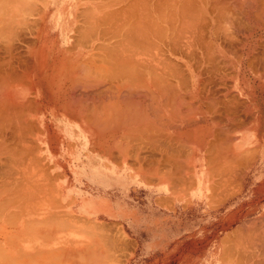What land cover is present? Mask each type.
I'll return each mask as SVG.
<instances>
[{
  "label": "crops",
  "instance_id": "obj_1",
  "mask_svg": "<svg viewBox=\"0 0 264 264\" xmlns=\"http://www.w3.org/2000/svg\"><path fill=\"white\" fill-rule=\"evenodd\" d=\"M42 1L41 0L36 1L38 3V4L36 3V7H38L37 8L38 12L35 10L36 11L35 14L32 15L31 17V20L33 21L34 20L37 22L40 21L39 24L33 21H31L32 25L30 23L27 24L29 25L27 29L25 28L27 31L23 30V32L21 33V35L23 34V36L25 35L27 38L25 36L24 37L20 36L21 40L17 42L18 44L15 45L16 51L14 58L16 57L17 60L14 59L15 60L14 66H17V68L16 67L15 68L16 70H18V72L13 70L14 72H11V76H8L5 73H1L3 75H1L2 77H0L2 78L0 80V86L3 88L0 91L3 90L5 91L4 93L1 92L0 98L7 94L6 98L9 99L4 102H8L9 100L10 102L13 101V103H11L13 104V106L14 105L15 106L18 105V107L20 106L21 110L19 111V108L17 107L18 109L17 111L21 112L24 109L23 115L24 113L28 115V116L24 115L26 116V118L23 117L24 119L22 117L21 118L24 120V122L25 120L26 122L27 120H29V124L26 122L24 123L20 117L15 118V122L19 123V125L21 124L22 127H25L27 124L30 125V120L31 121L35 120L36 123L34 121L33 122L36 124L38 128V130H36L35 129L36 126H35V128L32 129L33 134L30 133L32 134L30 135L31 137L26 135L27 138L25 137L23 139L21 138L22 136L24 137V135L20 137L16 136L15 138V134L8 135L7 133L6 136L5 135L0 136V144H1L0 150L2 151V149L5 148L7 149V151L3 150L4 152L0 151L2 153L0 157H3V153L10 152L13 155L11 157L17 160L15 163V168H17L18 170L16 171L15 169L14 171V169L12 168L9 169H11L14 173L16 172L15 175L16 174L17 175L15 176V180L18 179L19 181V182L15 181V183H19L18 187H15L16 189L3 188V185H0V189L3 188L2 191L4 190L3 191L4 193L2 192V194H0V203L1 201L3 202L0 205L2 206L0 207V209L1 208L3 210L5 209V211L3 212L2 209L0 211V216L2 214V217L0 218V249L2 250L0 251H3V253L0 252L1 255L0 264H2V257H3L2 255L4 253L7 255H14L15 264H29V262L30 264L32 263L46 264L47 261L43 262V257H45V259L48 258L50 261L51 253L49 254L47 253L51 252L50 250L51 237L48 238L49 237L48 235H51L52 221H53L51 208H50L52 206L51 193H52L53 175L58 177L57 186L60 197L59 200L62 208H64L66 212L65 214H60L57 217L54 216V219L56 217L54 222H60L61 224L62 223L67 224L68 222H71L72 224H74L71 225L73 229L71 230L72 235H70V239H71L69 241L70 247H67L65 252H63V255H65L67 259L69 255L70 260L69 259L68 260L70 262L72 261V263L75 262V264H80L81 261L79 260H81L82 258L85 259L86 255L88 256V254L91 255V253L96 254V252H98L97 249H99L100 232L102 229L107 234L105 235L107 238L113 240L116 239L119 240L118 244L114 241L115 246H114L113 254L117 256V258L113 264H258V262L259 264L260 263L264 264L263 263L264 248L262 249V247H264L262 246L264 245L263 244L264 237L262 238L260 237L261 235H259L261 233L262 236H264V226H263L264 225V64H262L261 62L262 60L260 61L261 63L260 62L258 63V60L253 61L247 59L248 57L253 59L252 56H243L242 58L243 60L242 59L238 60L235 59L236 57H232L231 59L230 56L224 58L216 55L217 57L215 56L214 58L213 55V57H210L211 61L212 60L214 61L216 60V61L211 62L209 59H206L209 58V56L211 55H206V58H204L205 57L204 55L202 62L204 63L203 64L204 66L201 65L202 63L200 61L202 60H200L198 61V64L195 63L197 67H195V65L193 66L196 72L189 71L188 73H186V75L188 74L190 76L189 77L187 75L185 77V85L190 87L189 91L187 90L188 87L185 86V88L187 87V89L183 88L184 89L183 92L185 91L184 93L180 91L182 90V88H178L177 90L178 93H175V95L177 94L176 100L178 97L181 99V94H182L183 100L184 99L187 100L188 103L191 102L190 104H192V106L189 104L188 105L189 107H186L188 103L185 100L184 101L187 103L186 105L185 102L182 103L184 105H182L180 102L179 107L177 105L176 106L178 108L183 106L182 110L184 109L185 111L184 110L182 111L181 108L177 109L179 110L177 112H181V111L183 112L180 114H185L188 112L189 114L192 113L191 115L186 114L188 116L187 118L191 117L190 119H192V121L188 120L186 118V115H181V117L185 116L187 121L190 123L184 124V122H186L185 121L186 119L182 118L181 119L182 121L180 120L178 124L177 123L174 124L175 119L172 121L171 119L177 118V120H179V118L177 116L175 117L174 115V113H176L175 109L177 107L173 110L171 109L172 111L170 112H169L170 108H168L167 110V108L165 109L164 107H162L161 111L165 110L166 112H169V116H171V118L166 119L168 120L166 122L165 119L162 118L164 123H167L165 124L166 128L168 127L167 125L170 124L169 125L170 129L168 128L167 130H165L166 128L164 126L165 128L164 131L162 130L164 124L162 120L161 123H159L160 121H157L160 124V126L157 125L158 123L156 124L154 122L155 123L154 125L156 126L155 127L156 131L160 129L161 133L159 132L155 133L156 132L155 130L150 131L151 129L149 128L154 126L153 123H149L152 126L148 124L150 127L146 129L148 127L147 121L149 120L147 119L146 121V119H141L143 118L141 116L140 119L142 121L145 120V122L143 121L144 123L142 124L138 121L139 118H137L136 120L137 123H136L135 121L137 117L136 114L139 111L140 114L138 113V115L143 114L142 116H144L145 114H147L146 113L147 111H144L145 109L141 104L138 106L136 104L134 106L133 103L129 101V103L126 102L128 105L125 104L124 106L123 103L121 102H119L118 104L116 103V98L114 95L113 97L109 98L110 95H108V92L109 94H111V96L112 93L114 94L115 92L114 82H112L113 85L111 84L113 86V88L112 87L111 88L114 89V92L112 89H108L107 87H105L106 91L104 87L97 88V89H101V91L100 90L98 91L96 89L95 92L96 95L99 94L98 96L99 103H94L92 105L93 106L91 109L92 113L90 114V117L92 115V118L87 119L89 115L88 114L86 115L87 116L86 118L79 117L77 119H74V118H69L67 114H65L66 118L58 124L52 118L53 105L50 97L51 96V49H52L53 34H57V32L53 31L52 28L51 14L53 13V6L51 0H45L43 1L44 3ZM40 9H42L41 12ZM40 18H42V20ZM36 25H37L36 27L37 29L33 28V26L35 27ZM68 30L69 31L71 30L70 27L66 28V32H68ZM66 35H67L66 44H68L69 43L68 34L66 33ZM32 39L33 40L35 39V41H33ZM32 42L34 43V45ZM100 44L102 45V47L100 46ZM98 47H99V52H101V54L98 57H101L102 55L103 58H105L104 60L106 59L108 61L110 60L109 62H113L115 60L113 57L114 48L109 49L111 47H114V45H111L109 41L107 40L100 41ZM105 48H108L109 51L112 50V55L111 53H109V51H107V49L105 50ZM107 54L109 56H107ZM24 57L26 58V60ZM18 58H23L24 60L20 59L21 61H19ZM100 59H102V57L98 59V62L108 63V61L103 62L100 61ZM204 59L209 60L211 66ZM219 60H221L220 61L221 63L218 62V64H215ZM222 61L223 62L226 61V62L223 63ZM205 62L206 64L208 63V65H206L207 67L205 66ZM256 62L260 67L257 66ZM213 63L217 66L219 65V67L217 66L215 67ZM254 63L256 64V66ZM38 64L43 66L39 67ZM220 65H222L223 67ZM227 66L231 69H227L228 68ZM38 67L41 68V70L38 69ZM209 67L210 68L213 67L211 69L212 70L211 74L209 72L210 69H208ZM214 67L217 68L218 71L214 69ZM253 67L256 68V70L253 69ZM24 68L25 69L28 68L27 70L29 71L26 70L27 72L26 71L24 72ZM203 69L206 70L207 72L206 71L202 72ZM38 70H40V74ZM253 70L255 72H253ZM223 71L226 72V74ZM19 72H21L22 74ZM192 74L195 75L192 76ZM199 74H201L202 77ZM21 76L23 77L20 78ZM210 76L212 77L213 80L211 79ZM205 79H207L208 81L206 80L204 83ZM9 80L13 84L11 83L10 85V82H8ZM18 80L20 81V83H18L19 82ZM22 81L23 83L24 81H26L27 84L24 85L23 83H21ZM195 81H197V83ZM109 84L110 83H108L107 85L108 87L111 86V85L109 86ZM5 88H7L6 89L7 91L5 90ZM102 92L103 94H101ZM37 93L38 95L39 94L40 95L38 96ZM188 94L190 96H188ZM106 96L108 98H105ZM229 96L232 99L233 97H235L234 98L235 100L233 99L234 105L237 103L238 100V103L236 104L235 107L232 103V99ZM187 97L189 100L187 99ZM217 97H219L220 100L217 99ZM221 97L223 99H221ZM215 98L217 99L216 101H214ZM28 99L30 100L32 106L33 104H35V107H32L34 108L35 112L32 111L30 112V110L33 109H30L31 107L28 108L29 106L27 107V105L29 104L27 105L25 104V102ZM110 99L112 100V102ZM180 99L177 101H180ZM3 100H5L4 97L2 99V102ZM214 102L217 103L215 104ZM223 102H225V105ZM22 103L26 105L23 106H25L27 109H25L24 107L21 108ZM36 103L39 104L37 105ZM204 103L206 104L208 103L210 105L212 103L214 104L211 105L213 107H209L208 104L204 105ZM9 104H7V107L6 108L4 107L3 109H7ZM96 105H99V107L101 106V108H98V106L96 107ZM131 105L132 108L128 109L131 107ZM72 107L73 106H71V108ZM125 107L126 109L129 110L128 112H125ZM135 107L138 110V112L136 109H134ZM218 107L220 109L222 108L221 109L222 111H220ZM67 108H70V106H67ZM96 108H98L96 113H98V110H100L99 112L101 115L99 114L96 115L95 113ZM112 108L116 109L114 111L116 116L112 115L113 114ZM141 108L143 112H145V114L144 113L141 114V110H139ZM36 109L39 110L38 114L36 112ZM61 109L60 111H66L63 108ZM107 109H109L108 112ZM233 111L235 112L236 116H234L235 114L233 113ZM216 112L219 114H217ZM221 112H222V117H220ZM108 113L109 114L112 113V114L109 115ZM123 113H125L126 116L125 115L123 116L122 115ZM128 113H130L131 118L129 117ZM224 114L228 116V119L226 116L223 117ZM127 115L129 119H127ZM176 115L178 114L176 113ZM96 116L97 118H95ZM113 116L116 117L115 120L116 122L114 121ZM123 117H126L124 119L129 120V122L130 119H132L136 124L133 125V121L131 120V123H129L131 125L128 126L129 128L127 126H123V124L121 123L123 122L122 120H124L122 119ZM145 117L147 118V116ZM219 117L221 121L218 119ZM18 119H21L20 122H22L23 125L22 123L19 122ZM108 122L109 124H107ZM34 123H32V127L34 126L33 125ZM111 123L112 126H110ZM171 124L173 126H171ZM229 124L230 125L233 124V125L230 126ZM102 125L103 126L105 125L103 127L104 129L102 128ZM114 125L115 127L117 126V128H114L113 127ZM174 125L175 126L179 125V126L175 127ZM157 126L158 127L162 126V128L158 129ZM136 127L138 128L137 130ZM172 127H175L176 129L175 128L173 129ZM132 128L133 129L135 128L134 132L132 131L133 132L132 134H129L131 132H128V134L127 132H125ZM227 128H229V130ZM137 131L140 132V135L137 134L138 136H140V140L136 135V133H138ZM141 131L146 133L142 134ZM150 132L153 134L149 136L151 138H153L152 136H154L155 134L156 135L162 134V132H164L165 135L163 134L164 137L162 139L160 138L161 140H159V142H158L159 137H162L163 135L154 138L156 139V141H154V139L150 141L149 140L150 138L148 139L147 136L151 134ZM165 132L168 133L166 134ZM117 134L123 135V137L125 134H127L125 135L127 136V138L125 137L126 142L124 141V138H122L123 142H125L122 143V145L125 144L124 147L122 146L123 151L120 150V147L119 149H116L117 146L114 144L116 143L117 138L120 137ZM224 134L226 137H224ZM130 135L136 137L138 141H136V139L134 140L133 137H131ZM141 135H145V137ZM168 135H169V139H168ZM114 136H117V138L115 137L114 139L116 140H114V142L112 143ZM172 136H174L173 137L174 139L176 136V139L170 142V140L173 139ZM229 136L230 139H228ZM82 137H85L86 139L85 144ZM7 138H8V142L6 141ZM177 138L183 140L182 143H180L181 141H179ZM12 139H14L12 143L18 140V144L26 140L28 141V143L26 144L30 145V143L31 144L33 143L32 146L34 145L37 148L33 147L34 149L32 150L33 152L30 150L32 149V147L29 150H27L28 154L22 156L23 158H26L25 161V159L23 160V158L21 157L20 154L21 150L19 151L20 145L16 149L15 147L17 143L16 141V143L13 144L14 146L13 148L11 143ZM167 139L168 142L170 143L169 145L167 144L168 143L166 141ZM3 140L5 142H3ZM141 140L144 143L141 142ZM128 141L132 142L133 147L136 145L137 149L136 147L130 148L132 144L130 145ZM133 141L140 143L141 149L140 147H138L139 144L133 143ZM147 141L148 142L150 141V143H148ZM1 142L5 144L8 143L7 146L10 144V147L7 148L5 145L3 147ZM153 142L154 143L156 142L157 144L156 143L153 144ZM160 143L162 144L164 143L165 147H162L164 146V144L160 145ZM174 143L176 147L178 145L181 146V144L183 145L182 148L184 150L182 148L179 149L180 147L176 148L179 150H183L179 152L178 150H176V152H178L177 155L181 154L180 156L178 155L179 158L177 157V155L175 158L170 155L174 151L175 146L172 147ZM218 143H220L219 145L222 144V146L218 147L217 146ZM79 144H80V149H79ZM166 144L168 146H166ZM127 145H129V147ZM184 146L186 147V149L184 148ZM214 146L216 148L215 149L216 152H214L215 150L212 151L214 149ZM226 147L228 148L226 149ZM166 148H167V152L165 151ZM170 148L173 149L169 150ZM168 150L170 154L168 153ZM129 152L131 153L130 156H129L130 154ZM188 152L190 156H188L189 155ZM15 153L16 155L17 154L19 155H17V157H14ZM164 153H166V155L167 153L170 155L168 156L169 157L167 159L168 161L170 158L172 160L174 159V161L171 162L170 160L171 163L168 162L169 163L168 164L165 159L166 155ZM154 154H155V158L153 157ZM229 154H232L231 157ZM173 155L175 156V154ZM144 156L147 157L145 158ZM6 157L9 156L7 155ZM148 157L149 159L151 157L150 160H152V162L149 159H147ZM211 157L212 160H209ZM213 157H215V159ZM35 158L37 160L39 159L38 162H36V160L33 161V159ZM205 158L207 162L205 161ZM228 158L230 159L228 160ZM175 159L176 162L177 161L179 162L180 161L179 159H181L182 161L181 163H185V164L187 163L188 165L185 166L184 164L183 166L181 164L183 168L185 167L184 169H182V167H179L181 168V170L176 166V168H178L177 171H181V172H176L174 167L176 164H178V162L176 163ZM21 160L26 162L24 166L22 165V163L24 162H21ZM144 160L146 162L149 160L151 163L149 162L148 164L147 162L145 166L143 165L144 164L143 162H145ZM154 160H155V165H153ZM163 161H166V163L165 162L163 163ZM20 162L21 164L19 165L18 163ZM174 162L176 163L175 165ZM27 163L30 165L28 166ZM31 164L36 165L35 166L36 168ZM159 165H163V166H159ZM219 165H222L225 168H223L222 166L220 167ZM27 166L31 167V169L28 168ZM85 166H87V169L85 168ZM217 166L219 167L216 168ZM40 168L41 170L38 171ZM90 168H92L91 169L92 171H90ZM166 170H168V172ZM185 170L187 171L185 172ZM23 171H25V173ZM43 171L44 173L46 171V173L44 174ZM160 171H162L161 172L162 174L160 173ZM182 171L184 172V174L182 173ZM174 172L178 173L179 176ZM180 173H182L181 176ZM24 174L25 176L22 177ZM46 174L48 177H45ZM175 174L181 179H179ZM20 175H22L21 176L22 179L21 177H19ZM30 178L33 179V181L29 180ZM174 178L177 180H174ZM170 179L172 181H170ZM34 183H37L36 187L41 184L40 186L37 187L39 189L34 187L35 186ZM47 183L49 184L46 185ZM178 183L181 185H179ZM29 187L32 190H30ZM14 189L17 190L16 191L17 193H15ZM27 190H30L33 193L31 194V192ZM39 190L41 192H38ZM9 192L11 193L9 194ZM28 192L31 194V196H29L30 194ZM6 194L8 195L6 196ZM9 195H14L17 199L14 198V196H9ZM26 195H27V199L25 198ZM42 195L44 199L43 197L41 199ZM5 197L7 198L8 203L11 202L10 204H7V200ZM12 213L13 215H11ZM48 215H50L49 220H48ZM45 221H47L48 223ZM49 221H51V224ZM33 222L34 225L32 226L31 224H33ZM230 223H235L236 234L238 235L237 238L251 239L250 237L252 236V240H253L251 248L242 247L241 251L240 249H237L235 252L236 256L234 259L233 258L228 259L227 257L228 249L222 246L223 244L222 240L226 238L225 236L228 233L227 229ZM36 224L37 225L39 224L38 225L39 227ZM30 226L32 227V229L30 228ZM43 226H45L46 229ZM33 228H35V230ZM43 228L45 231L42 230ZM254 229L257 231H255ZM30 230L34 232V234ZM23 231L25 232L23 233ZM45 232L47 234L49 232V234L47 235L48 237L46 236ZM38 234L41 237L37 236ZM42 234H44V236L46 237L42 236ZM85 234L89 239H91V242L90 243L88 242L86 245L84 244ZM14 235L15 237H13ZM254 239H256V241ZM258 239L260 240L259 242ZM256 244L258 245V247L259 245L261 247L258 248ZM87 246L92 247V249L86 248ZM19 248L21 250H18ZM39 250H42L41 253L43 252V254L41 255L42 257L40 256L41 253ZM89 250L91 251V253ZM83 251H85V253ZM24 252H28L29 255ZM45 252H47L46 253L47 255L45 254ZM26 254L28 255L27 257H29L28 259H30L29 262L27 261L28 260L27 257H25ZM36 254L37 255L39 254L38 256H40L38 259H37L38 256H35ZM77 254L79 256L83 254L80 256L81 258H79V260L77 259L78 258ZM18 255L19 258L17 259ZM30 255H33V257ZM30 257L32 259L35 257L37 261L35 262L34 261L35 259L32 260ZM24 260L27 261V263ZM83 260L82 262H84ZM93 260L94 259H92V261Z\"/></svg>",
  "mask_w": 264,
  "mask_h": 264
},
{
  "label": "bare ground",
  "instance_id": "obj_2",
  "mask_svg": "<svg viewBox=\"0 0 264 264\" xmlns=\"http://www.w3.org/2000/svg\"><path fill=\"white\" fill-rule=\"evenodd\" d=\"M37 0H0V77H2L1 75H3V74H1V73H5V74H7L8 76H11V72H14V71H17L18 72V70H16V68H17V66H14L15 64H14V59H16L17 60V58L15 57L14 58V56H15V51H16V49H15V45L16 44H18L17 42H19L20 40H21V37H24L23 36V34L21 35V33L23 32V30H26L27 29V27H29V25H27V24H31L32 25V23H31V21H33V20H31V17H32V15H34L35 14V12L37 11V8L38 7H36V2ZM42 1V0H41ZM43 1H45V0H43ZM42 1V2H43ZM79 1V0H78ZM78 1H76V0H51V3H52V6H53V13L51 14V19H52V28H53V31H55V32H57V37H58V40H56V39H53V41H52V49H51V101H52V105H53V110H52V118H53V120L56 122V123H60L61 121H63L65 118H66V115L65 114H67V116L69 117V118H74V119H77V118H79V116H81L80 115V111L79 110H77L76 109V107L74 108V107H70V108H67V107H65V110L67 111H64V114L63 115H61L60 113H58L59 111H60V109H61V106H60V103L62 102V101H65V102H67V99H68V96L70 95V93H69V90H68V88H71V90L72 91H75V89H77L76 88V85L78 84L77 82L75 83H72L70 86L68 85V79H69V75L67 74V58H65L64 57V50H63V48H64V46L66 45V28H68V27H70V29L71 28H73L74 26H75V24H76V22H75V19L77 18L78 19V17H76L75 18V14H76V10H77V8H78V5L80 4V3H82L81 1H80V3L78 2ZM99 2L101 1V0H98ZM104 1V0H103ZM104 2H106V1H104ZM116 2V1H115ZM115 2H113V3H115ZM119 2V1H118ZM41 3V2H40ZM44 3V2H43ZM78 3V4H77ZM91 3V2H90ZM117 3V2H116ZM115 3V4H116ZM38 4V3H37ZM94 4V3H93ZM93 4H91V5H93ZM96 4V3H95ZM114 4V5H115ZM119 4H120V9H118V10H111L112 12H118V13H115V16L116 17H113L114 16V14L112 13V12H110V10H108V12H110V15H109V13L107 12V15H106V13H105V15H106V17L109 15V20L110 19H112L113 20V18H114V20L112 21H108V22H105V20H101V23L99 22V21H97V23H96V25H98L99 23V25L100 26H104V25H109V22L110 23H112V24H115L116 26H117V23L119 22V26H118V28H120V30L122 31V35H121V40H120V42H119V40H118V42L116 41V40H114V43H115V41H116V43H117V45H120V46H118V47H121V48H118L119 49V52H118V50L117 49H115L114 47H112V48H114V50L116 51V52H118L119 53V57L117 58V60L115 59H113L114 61H113V64H115L116 63V66H118L120 69H118V70H120V73H121V75H122V72H123V74L124 75H126V77H128L129 79H127L126 81V83H125V81L123 80L124 78H122V77H124V76H122L121 78H122V81H120V82H124V86H122L121 87V85L120 84H118V85H120V86H118L117 84V86L115 85V83H114V86H115V92H116V94H115V92H114V89H112L113 88V81H111V79H110V81H108L110 84H109V86L110 87H108L107 86V84H105V81H107V79H109V77L111 76V77H113L114 78V76L115 77H117L116 76V74H113V73H111L112 75H114V76H112V75H110V74H105L104 73V75L105 76H109V77H107L106 78V80L104 81V75L102 74V73H98V74H102L103 76H97L96 77V75H98V74H96L97 73V71H96V75H95V79H96V81L94 80V81H92V79H91V83H92V85H91V83L89 84V82L90 81H87V83H86V85L84 86L83 85V89H84V91L85 92H87V89L88 88H91V87H93V89L94 88H99V87H107L108 89H112L113 90V92H114V94L112 93V96H111V94H109V92H108V95H110V97L109 98H111V97H113V95L115 96V98H119L120 100H121V95H123L122 97V101H120L121 103H123V105L125 106V104H127V103H129V101L130 102H132L133 103V105L135 106L136 104H137V106L138 105H142L143 106V108L145 109L144 111H147L146 113L147 114H145V112H143V110H142V108L141 109H139V110H141V114L142 113H144L145 115L144 116H142V115H138V113L140 114V111L138 112V110L136 109V107L134 108V109H136L137 110V114H136V119H135V121L137 120V118H139L140 119V116L141 117H143V118H141V119H146V121H147V119L149 120V121H147V128L146 129H148L150 126H152V125H150L149 123H153V125L156 123H158L157 121H160L159 123H161L162 121H163V119L162 118H164L165 119V117L164 116H166V115H163L162 113H163V111H161V109H162V107H164L165 109L167 108V110H168V108H170V110H169V112L170 111H172L173 109H175L177 106L179 107V104H180V102H181V104L183 103V102H185V101H187V100H183L182 99V94H181V99L178 97L177 98V100H179L180 99V101H177L176 100V97H177V94L175 95V93H178L177 92V90H178V88H182V90H180V91H182L183 92V90L184 89H187V85H185V77L188 75H186V73H188L189 71H195L194 69V65H195V63L196 64H198V61H200V60H202V61H200L201 63L203 62V56L205 55V57L204 58H206V55H211V56H209V58H206V59H209L210 61H211V58L210 57H213V55H214V58H215V56L216 55H218L219 57H231V59H232V57H236L235 59H238V60H241L242 58H243V56H252V58L253 59H251V58H247V59H250V60H258V63L261 61L262 62V64H264V0H120V2H119ZM109 5V4H108ZM81 7V6H80ZM93 7L95 8V5H93ZM116 7H118V6H116ZM116 7H114V8H116ZM36 8V9H35ZM100 8H102L101 6H100ZM113 8V7H112ZM231 8L233 9L234 8V12H235V10H237V12L239 13L238 14V16H242L243 17V19H241V20H243V21H235L234 20V18H232V17H234V15L232 16L231 14H230V10H231ZM86 9H88V10H86V11H84L85 9H83V11H84V13L82 12V14H80V16L79 17H82V15H83V18H84V15H85V18L86 19H84V22H82V20L80 21V20H78V21H80V22H82V23H87L88 25H89V23L93 20L94 21V19H98V20H100L99 18H94L93 16H97L98 14H96V13H94L95 11L94 10H92L90 7L89 8H86ZM92 11H91V10ZM107 9H109V7L107 8ZM36 10V11H35ZM42 11V9H40V12ZM96 11H98V10H96ZM101 11V10H100ZM99 11V12H100ZM103 11V10H102ZM105 11V10H104ZM38 12V11H37ZM39 12V13H40ZM88 14H87V13ZM89 12H90V14H89ZM232 12V11H231ZM92 13H94V14H92ZM100 14V13H99ZM103 14V13H102ZM111 14L113 15L112 17H111ZM230 14V15H229ZM93 15V16H92ZM92 16V18H90ZM232 16V17H231ZM236 16H237V14H236ZM235 16V18H237ZM42 17V16H41ZM88 17V18H87ZM103 17L105 18V16L103 15ZM92 19L91 21H89L90 19ZM103 18V19H104ZM108 18V17H107ZM107 18H105V19H107ZM41 20H42V18H40ZM76 19V20H77ZM102 19V18H101ZM238 19V18H237ZM86 20L87 21H89V22H86ZM33 22H37V21H33ZM40 22V21H39ZM39 22H37L38 24H39ZM42 22V21H41ZM99 22V23H98ZM103 22V23H102ZM36 23V24H37ZM92 24H93V22H91ZM95 23V22H94ZM104 23H106V24H104ZM108 23V24H107ZM102 24V25H101ZM223 24V25H222ZM224 24H227V27L226 26H224ZM87 25V26H88ZM96 25H92L93 27H95ZM222 25V26H221ZM81 26V25H80ZM79 26V27H80ZM91 25H89V27H86V28H84V29H88V30H85V32H88L89 31V29H91V27H90ZM102 26V28L103 29H105V28H107V27H103ZM113 27V25H110L108 28H112ZM115 26V27H116ZM32 27V26H31ZM37 27V25L34 27L33 26V28H36ZM92 27V28H93ZM97 27V26H96ZM96 27H95V29H96ZM114 27V28H115ZM26 28V29H25ZM98 28V27H97ZM117 28V30H119ZM29 29H31V28H29ZM37 29V28H36ZM79 29V28H78ZM78 29H76V30H78ZM83 29V30H84ZM116 29V28H115ZM93 30H94V28H93ZM92 29L90 30V31H93ZM109 30V29H108ZM114 30V29H113ZM119 30V31H120ZM231 30V31H230ZM27 31V30H26ZM25 31V32H26ZM69 31V30H68ZM80 31V30H79ZM78 31V32H79ZM81 31H82V29H81ZM81 31H80V33H81ZM95 31V30H94ZM100 31H102V29L100 28ZM223 31H229L227 34H229V36H227V34H223ZM52 32V31H51ZM77 32V31H76ZM77 32V33H78ZM105 32V31H104ZM110 32V31H109ZM29 33H31V32H29ZM35 33V32H34ZM80 33H78V34H80ZM83 33V32H82ZM95 33V32H94ZM113 33V32H112ZM33 34V33H32ZM31 34V35H32ZM69 34V33H68ZM88 34H89V36H91L92 34H93V32L91 33H89L88 32ZM91 34V35H90ZM96 34V33H95ZM103 34V33H102ZM105 34H106V32H105ZM111 34V33H110ZM117 34H120V33H118L117 32ZM117 34H116V37H117ZM256 34H258V36L257 37H255L256 36ZM35 35V34H34ZM81 35L82 34H80V38H81ZM94 35V34H93ZM21 36V37H20ZM33 36V35H32ZM83 36H85L84 35V33H83ZM82 36V38H84L83 40H82V38L81 39H78V37L77 38H75V37H73V38H75V39H78V40H81L82 42L85 40V37H83ZM102 36V35H101ZM105 36V35H104ZM113 36V35H112ZM226 36V37H225ZM26 37V36H25ZM95 37V36H94ZM103 37V36H102ZM115 36H114V38H116ZM118 37H119V35H118ZM117 37V38H118ZM27 38V37H26ZM86 38H88V40H89V37H87L86 36ZM92 38H93V36H92ZM91 38V39H92ZM100 38V37H99ZM113 38V37H112ZM38 39V38H37ZM109 39H111V38H109ZM109 39H107V41L109 40ZM31 40V39H30ZM33 40V39H32ZM104 40H106V39H104ZM27 41H29V40H27ZM33 41H35V39L33 40ZM90 41V40H89ZM88 41V42H89ZM21 42H23V41H21ZM74 42V41H73ZM84 42H87V41H84ZM98 42V41H97ZM237 42V43H236ZM26 43V42H25ZM29 43V42H28ZM33 43V42H32ZM37 43V42H36ZM161 43V44H160ZM74 44H75V42H74ZM78 44V43H77ZM84 44V43H83ZM235 44H238L237 46L238 47H240V48H236V50H235V48H234V50L233 49H231L233 46H235ZM30 45V44H29ZM28 45V46H29ZM33 45H34V43H33ZM86 45V43L84 44V46ZM88 45V44H87ZM115 45V44H114ZM20 46V45H19ZM97 46V45H96ZM100 46L102 47V45L100 44ZM108 46V45H107ZM106 46V47H107ZM110 46V45H109ZM165 47V49L164 48H162V47ZM179 46H182V47H184V48H187V50H188V52H186V50L184 49L183 51V53H182V51L181 52H179ZM195 46H198V48L199 47H201V48H203V49H200L202 52H204V53H202V54H198V55H194V54H197V53H194V52H197L196 51V47ZM261 46H263V47H261ZM22 47V46H21ZM86 47V46H85ZM88 47V46H87ZM104 47V46H103ZM195 48V50L193 49V53L194 54H192V52H191V49L192 48ZM259 47H261L262 48V50H260L261 48H259ZM69 48V47H68ZM73 48V47H72ZM95 48V47H94ZM109 48V47H108ZM108 48H105V50L107 49V51H109L108 50ZM112 48H109V49H112ZM117 48V47H116ZM160 48H162V49H164V51H163V53H162V49L160 50ZM18 49V48H17ZM32 49V48H31ZM71 49V48H70ZM96 49H99V48H97L96 47ZM103 49V48H102ZM101 49V50H102ZM180 49H182L181 47H180ZM257 49V50H256ZM19 50V49H18ZM23 50V49H22ZM104 50V51H105ZM121 50V51H120ZM148 52H151V53H148ZM109 53H111V55H112V51L110 50L109 51ZM115 52L113 51V54H114ZM19 55V54H18ZM25 55H26V52H25ZM28 55V54H27ZM32 55V54H31ZM39 55V54H38ZM100 54H98V56H99ZM118 55V54H117ZM116 55V56H117ZM95 56H97V55H95ZM107 56H109L108 54H107ZM106 56V57H107ZM19 57V56H18ZM21 57V56H20ZM23 57V56H22ZM28 57H30V56H28ZM44 57V56H43ZM101 57H102V59H100V61H108L107 59L106 60H104L105 58H103V56L101 55ZM101 57H99V58H101ZM112 57V56H111ZM113 57H115V56H113ZM217 57V56H216ZM25 58V57H24ZM108 58H110V57H108ZM213 58V59H214ZM19 59V61H21L20 59H23V58H18ZM206 59H204L205 61H207L209 64H210V62H209V60H206ZM24 60V59H23ZM23 60H22V62H23ZM25 60H26V58H25ZM32 60V59H31ZM40 60H41V58H40ZM43 60H44V58H43ZM237 60V61H238ZM243 60V59H242ZM249 60V61H250ZM28 61H29V59H28ZM39 61V60H38ZM110 61V60H109ZM108 61V63H110L109 65L111 66V62H109ZM214 60H212L211 62H213ZM216 61V60H215ZM214 61V62H215ZM221 60H219V61H217L215 64H218V62H220ZM252 61V62H253ZM223 62V61H222ZM226 62V61H225ZM225 62H223V63H225ZM260 62V63H261ZM108 63H106L107 65H108ZM165 63V65H168V66H165V68H168V71H164V70H166L165 68H164V65H162V64H164ZM178 63L179 64H183V66L182 67H186L187 66V68L186 69H184L183 71L181 70L182 69V67H180V65H178ZM188 63V65H186ZM200 63V64H201ZM208 63L206 64V62H205V66L206 65H208ZM221 63V62H220ZM219 63V64H220ZM222 63V64H223ZM19 64V63H18ZM21 64V63H20ZM25 64V63H24ZM28 64V63H27ZM30 64V63H29ZM181 64V65H182ZM185 64V65H184ZM204 63H202L201 65H203ZM214 64V63H213ZM214 64V66L216 67L217 65H215ZM251 64V63H250ZM255 64V63H254ZM256 64H257V62H256ZM256 64H255V66H256ZM39 65V67H42L43 65H40V64H38ZM261 65V64H260ZM14 66V67H13ZM26 66V65H25ZM28 66V65H27ZM110 66H108V67H110ZM114 66V65H113ZM200 66V65H199ZM204 66V65H203ZM210 66H211V64H210ZM213 66V65H212ZM220 66H222V65H220ZM254 66V65H253ZM257 66H258V64H257ZM16 67V68H15ZM19 67V66H18ZM29 67H31V66H29ZM38 67V69H40L41 70V68H39ZM89 68V67H87V66H84V68ZM195 67H197L196 65H195ZM201 67V66H200ZM199 67V68H200ZM207 67V66H206ZM214 67V69H216L217 70V68H215ZM217 67H219V65L217 66ZM223 67V66H222ZM226 67V66H225ZM228 67V66H227ZM232 67V66H231ZM233 67H235V66H233ZM258 67H260V66H258ZM262 67V66H261ZM13 68H15V69H13ZM23 68V67H22ZM33 68V67H32ZM111 68H114V69H117V67H111ZM163 68H164V70H163ZM181 68V69H180ZM204 68V67H203ZM213 68V67H212ZM212 68H208V69H210V74H211V72H212ZM252 68V67H251ZM21 69V68H20ZM28 68H24V72L27 70ZM35 69H36V67H35ZM89 69H91V68H89ZM201 69V68H200ZM213 69V70H214ZM227 69H231V68H227ZM226 69V70H227ZM234 69V68H233ZM253 69H255L256 70V68H254L253 67ZM14 70V71H13ZM40 70H38L39 71V74H40ZM43 70V69H42ZM80 70V69H79ZM76 71L77 73L78 72H80L81 73V76H82V74L84 73V71H82L81 72V70L80 71ZM84 70H86V69H84ZM88 70V69H87ZM101 72H104V70L102 71L101 69H99ZM215 70V71H216ZM222 70H223V68H222ZM221 70V71H222ZM224 70H225V68H224ZM237 70V69H236ZM258 70H259V68H258ZM27 71H29V70H27ZM26 71V72H27ZM88 71H90V70H88ZM91 71L93 72L92 74L94 75V71L91 69ZM202 71V70H201ZM204 71H206V70H204L203 69V71L202 72H204ZM218 71V70H217ZM216 71V72H217ZM16 72V73H17ZM37 72V71H36ZM196 72V71H195ZM207 72V71H206ZM224 72V71H223ZM237 72V71H236ZM253 72H255L254 70H253ZM19 73H21V72H19ZM89 72H86V74H88ZM214 73V72H213ZM225 74H226V72H224ZM4 74V75H5ZM22 74V73H21ZM79 74V73H78ZM166 74V76H163V75H165ZM204 74V73H203ZM207 74V73H206ZM14 75V74H13ZM12 75V76H13ZM15 75H17V74H15ZM19 75V74H18ZM89 75L90 76H88V77H91L92 75H91V73H89ZM195 75V74H194ZM193 74H192V76H194ZM200 76H201V74H199ZM233 75V74H232ZM20 76V75H19ZM34 76V75H33ZM77 76V75H76ZM80 76V75H79ZM189 76V75H188ZM199 76V77H200ZM204 76H206V75H204ZM4 77V76H3ZM23 76H21L20 78H22ZM26 77V76H25ZM92 77H94V76H92ZM100 77H102V78H100ZM110 77V78H111ZM118 77H119V75H118ZM190 77V76H189ZM196 77V76H195ZM194 77V78H195ZM202 77V76H201ZM211 77V76H210ZM10 78H12V77H10ZM9 78V79H10ZM38 78H39V76H38ZM86 78V77H85ZM103 79L102 80V82H100V81H98L99 79ZM112 78V79H113ZM135 78V79H134ZM188 78V77H187ZM194 78H193V80H194ZM205 78H207V77H205ZM2 78H0V80H1ZM14 79V78H13ZM16 79V78H15ZM17 79H18V77H17ZM87 79V78H86ZM89 79V78H88ZM115 79V78H114ZM113 79V80H114ZM134 79V80H133ZM190 79V78H189ZM197 79V78H196ZM211 79H212V77H211ZM7 80V79H6ZM19 80H22V79H19ZM18 80V81H19ZM26 80V79H25ZM28 80V79H27ZM207 79H205L204 80V83H205V81H206ZM213 80V79H212ZM13 81V80H12ZM15 81V80H14ZM41 81V80H40ZM104 81V82H103ZM114 81H116V80H114ZM190 81V80H189ZM208 81V80H207ZM211 81V80H210ZM209 81V82H210ZM8 82H10V80L8 81ZM16 82V81H15ZM28 82V81H27ZM95 82V83H94ZM118 82V81H117ZM192 82V81H191ZM196 83H197V81H195ZM217 82V81H216ZM215 82V83H216ZM227 82V81H226ZM11 83L12 82H10V85H11ZM18 83H20V81L18 82ZM21 83H23V81L21 82ZM40 83V82H39ZM84 83V82H83ZM98 83V84H97ZM202 83V82H201ZM207 83V82H206ZM212 83V82H211ZM228 83V82H227ZM226 83V84H227ZM3 84H4V82H3ZM13 84V83H12ZM24 85L25 84H27L26 83V81H24V83H23ZM82 84V83H81ZM80 84V85H81ZM94 84H96V86L97 87H95V85ZM192 84V83H191ZM209 84V83H208ZM219 84V83H218ZM222 84V83H221ZM6 85V84H5ZM5 85H4V87H5ZM94 85V86H93ZM205 85V84H204ZM211 85V84H210ZM217 85V84H216ZM3 86V85H2ZM8 86H9V84H8ZM88 86V87H87ZM185 86H187L186 88H185ZM191 86V85H190ZM199 86H200V84H199ZM7 87V86H6ZM112 87V88H111ZM192 87V86H191ZM196 87V86H195ZM202 87H203V85H202ZM228 87V86H227ZM79 88V87H78ZM80 88H81V86H80ZM184 88V89H183ZM189 88L190 87H188V91H189ZM211 88V87H210ZM1 89H3L1 86H0V90ZM7 88H5V90H6ZM37 89V88H36ZM82 89V90H83ZM92 89V88H91ZM40 90H42V89H40ZM95 91H96V89H94ZM93 90V92H95ZM98 91L100 90L101 91V89H97ZM215 90V89H214ZM213 90V91H214ZM224 90V89H223ZM7 91V90H6ZM92 91V90H91ZM90 91V92H91ZM105 91H106V88H105ZM122 91H123V93H122ZM218 91V90H217ZM1 92H5L4 90L3 91H0V94H1ZM90 92H88V93H90ZM185 92V91H184ZM183 92V93H184ZM216 92V91H215ZM219 92V91H218ZM222 92V91H221ZM38 93H39V91H38ZM38 93H37V95H38ZM124 93H125V95H124ZM72 94H74V93H72ZM91 94H92V92H91ZM94 94V93H93ZM101 94H103V92L101 93ZM105 94V93H104ZM174 94V95H173ZM7 95V94H6ZM3 96L4 98H5V100H3V102H2V99H3V97H1L0 98V136H6V134L8 133V135H12V134H15V138H16V136H18V137H20V136H22V135H24V137L22 136V138L21 139H23V138H25L26 137V135H28V136H30V135H32L33 133H32V129L33 128H35V126H36V122H35V120H33V121H31L30 120V125H28L29 124V120H27V122H26V120H25V122L26 123H28L25 127H22L21 126V124L19 125V123H17V122H15V118H23V117H25L26 118V116H28V115H26V113H24V115H26V116H24L23 115V112H24V109H23V111H21V112H19L21 109H20V106L18 107V105H14L13 106V104H11V103H13V101H11L10 102V100L8 101V102H4V101H7L8 99L6 98L7 96ZM17 95V94H16ZM22 95V94H21ZM25 95V94H24ZM40 95V94H39ZM38 95V96H39ZM185 95V94H184ZM183 95V96H184ZM12 96V95H11ZM34 96V95H33ZM72 96V95H71ZM70 96V97H71ZM98 96H99V94L98 95H96V93H95V96H94V99H92V97H90V96H88L87 98H91L92 100H93V104H94V102L95 103H99V99H98ZM188 96H190L189 94H188ZM231 96V95H230ZM229 96V97H230ZM9 97V96H8ZM46 97V96H45ZM185 97V96H184ZM206 97H208V96H206ZM213 97V96H212ZM228 97V96H227ZM19 98V97H18ZM39 98V97H38ZM78 98V97H77ZM76 98V99H77ZM84 97H82V100H84L83 99ZM105 98H108L107 96L105 97ZM105 98H104V100H105ZM231 98V97H230ZM235 97H233V99H234ZM30 99V98H29ZM27 100L26 102H28V103H26L25 102V104L27 105V104H29V105H27V107L28 108H30V109H33V110H30V112L32 111V112H35V110H34V108H32V107H35V104H33V106H32V104H31V102H30V100ZM187 99H188V97H187ZM191 99H192V97H191ZM202 99V98H201ZM217 99H219V97H217ZM216 98H215V100L214 101H216L217 100ZM221 99H223L222 97H221ZM232 99V98H231ZM233 99H232V103H233ZM237 99V98H236ZM22 100V99H21ZM31 100H33V99H31ZM81 100V102L83 103V104H86V105H88L87 103H88V100H85V101H87V103H84L85 101H82ZM111 100V99H110ZM182 100V101H181ZM189 100V99H188ZM208 100V99H207ZM220 100V99H219ZM218 100V101H219ZM235 100V99H234ZM23 101V100H22ZM89 101L91 102V100L89 99ZM209 101H210V99H209ZM212 101V100H211ZM221 101H223V100H221ZM220 101V102H221ZM9 102H10V104H9ZM89 102V103H90ZM111 102H112V100H111ZM125 102V103H124ZM127 102V103H126ZM228 102V101H227ZM243 102V101H242ZM5 103H7V104H9L8 105V108L7 109H3L4 107L6 108L7 107V104H5ZM33 103H35V102H33ZM77 103V102H76ZM79 103V102H78ZM82 103H80L81 104V106L83 107V105H82ZM100 103H101V101H100ZM131 103V104H132ZM187 103H188V101H187ZM186 102H185V105L187 104ZM191 103V102H190ZM190 103H188L187 105H186V107H189L188 105L190 104ZM208 103H210V102H208ZM207 103V104H208ZM215 103V102H214ZM214 103H212V104H214ZM217 103V102H216ZM215 103V104H216ZM224 103V105H225V102H223ZM237 103H238V100H237ZM236 103V104H237ZM240 103V102H239ZM15 104V103H14ZM17 104V103H16ZM24 103H22L21 104V108L22 107H24L25 109H27L25 106ZM37 105L39 104V103H36ZM80 104H79V106H80ZM206 103H204V105H205ZM206 104V105H207ZM211 104V105H212ZM218 104H219V102H218ZM231 104V103H230ZM236 104L234 105V103H233V105H234V107L236 106ZM20 105V104H19ZM23 105H25V106H23ZM41 105H42V103H41ZM99 105H101V104H99ZM99 105H96V107L98 106V108H101V106L99 107ZM122 105V104H121ZM128 105V104H127ZM177 105V106H176ZM182 105H184V104H182ZM191 106H192V104H190ZM196 105V104H195ZM194 105V106H195ZM209 105V107H213V106H211L210 104H208ZM243 105V104H242ZM40 106V105H39ZM110 106V105H109ZM130 106V105H129ZM133 106V107H134ZM181 106V105H180ZM227 106V105H226ZM17 107L19 108V111H17L18 109H17ZM51 107V106H50ZM78 107V106H77ZM82 107H80L81 108V111H85V109L84 108H82ZM93 107V106H92ZM113 107V106H112ZM174 107V108H173ZM176 108L175 109V111H176V113L179 115L180 113H183L182 111L184 110H182V108H183V106H181L180 108H181V112H177V111H179V110H177V109H180V108ZM185 107V108H186ZM207 107V106H206ZM233 107V106H232ZM232 107H231V109H232ZM239 107V106H238ZM48 108H49V106H48ZM98 108H96V111H95V113L97 112V109ZM107 108H108V105H107ZM127 108H128V106H127ZM132 108V105H131V107L130 108H128V109H131ZM138 108V107H137ZM192 108V107H191ZM208 108V107H207ZM225 108V107H224ZM69 109V110H68ZM113 109V114L112 113H110V114H112V115H115L116 116V114L114 113V111L116 110L115 108H112ZM128 109H126V107H125V112H128L129 110ZM172 109V110H171ZM189 109V108H188ZM195 109V108H194ZM193 109V110H194ZM218 109H220L219 107H218ZM222 109V108H221ZM220 109V111H222ZM239 109V108H238ZM62 110V109H61ZM91 109H89V111H90ZM127 110V111H126ZM190 110V109H189ZM192 110V109H191ZM206 110H208V109H206ZM211 110H212V108H211ZM230 110V109H229ZM26 111V110H25ZM48 111V110H47ZM100 110H98V113H96V115L97 114H99V115H101L100 114V112H99ZM109 111V109H107V112ZM118 111V110H117ZM162 114H159V112ZM174 111V112H175ZM185 111V110H184ZM210 111V110H209ZM209 111H208V113H209ZM29 112V111H28ZM36 112H37V114H38V112H39V110H37L36 109ZM80 112V113H79ZM91 112V111H90ZM120 112V111H119ZM124 112V111H123ZM168 112V113H169ZM188 112V111H187ZM223 112H224V110H223ZM226 112V111H225ZM230 112V111H229ZM238 112V111H237ZM133 113H134V110H133ZM172 113V112H171ZM176 113H174V115H175V117L177 116L180 120L182 119V118H184V119H186L188 116L187 115H191V114H189V112L188 113H185V114H180L179 116L181 117V115H186V118H185V116L183 117H179L178 115H176ZM217 113V112H216ZM231 113V112H230ZM233 113L235 114V112L233 111ZM18 114V115H17ZM34 114V113H33ZM109 114V113H108ZM107 114V115H108ZM109 114V115H110ZM129 114V117L131 118V116H130V113H128ZM217 114H219V113H217ZM17 115V116H16ZM32 115V114H31ZM30 115V116H31ZM51 115V114H50ZM88 115V114H87ZM120 115V114H119ZM123 116L125 115L126 116V114L125 113H123L122 114ZM214 115H215V112H214ZM238 115V114H237ZM34 116V115H33ZM84 116V115H83ZM117 116H118V113H117ZM139 116V117H138ZM145 116H147V118L145 117ZM224 116H226L227 117V119H228V116L227 115H223V117ZM234 116H236V114L234 115ZM239 116V115H238ZM85 118L87 117L86 115L84 116ZM129 117H128V115H127V119H129ZM145 117V118H144ZM215 117V116H214ZM217 117H218V115H217ZM220 117H222V112H221V114H220ZM220 117L218 118L219 120H220ZM230 117V116H229ZM21 118V119H22ZM88 118H92V115H91V117H90V113H89V115H88V117H87V119ZM95 118H97V116L95 117ZM94 118V119H95ZM113 118H114V121L116 120V117H114L113 116ZM124 118H126V117H123L122 119H124ZM132 118H133V115H132ZM191 118V117H190ZM190 118H187L188 120H191L192 121V119H190ZM231 118H232V116H231ZM249 118V117H248ZM21 119H18L19 120V122H20V120ZM24 119V118H23ZM22 119V120H23ZM28 119V118H27ZM138 119V121L140 122V123H144L145 122V120H139ZM175 119H177V118H175ZM183 119V120H184ZM187 119L185 120L186 122H184V124L185 123H190V122H188L187 121ZM218 119H216V120H218ZM221 119H223V118H221ZM240 119V118H239ZM72 120V119H71ZM90 120V119H89ZM120 120V119H119ZM131 120L132 119H130V122H129V120H122L123 122H121L122 124H123V126H129V125H131V124H129V123H131ZM162 120V121H161ZM172 120H174V119H171V121ZM194 120V119H193ZM212 120H214V119H212ZM225 120V119H224ZM232 120V119H231ZM234 120V119H233ZM236 120V119H235ZM133 121V120H132ZM152 121V122H151ZM166 121H168V120H166L165 119V122ZM176 121V120H175ZM182 121V120H181ZM221 121V120H220ZM223 121V120H222ZM238 121V120H237ZM5 122V123H4ZM23 122H24V120H23ZM24 122V123H25ZM94 122V121H93ZM116 122V121H115ZM124 122H126V123H128V124H126V123H124ZM139 122H138V124H139ZM155 122V123H154ZM176 122H178V120L176 121ZM194 122V121H193ZM198 122V121H197ZM234 122H236V121H234ZM20 123H22V122H20ZM32 123H34L33 125V127H32ZM105 123V122H104ZM103 123V124H104ZM136 123H137V121H136ZM134 121H133V125L134 124H136ZM157 124V125H159L160 126V124ZM163 123H164V121H163ZM162 123V124H163ZM169 123V122H168ZM173 123V122H172ZM6 124V125H5ZM97 124H99V123H97ZM107 124H109V122L107 123ZM118 124V123H117ZM117 124H115V125H117ZM124 124H126V125H124ZM150 126H149V125ZM161 124V125H162ZM165 124H167V123H164L163 124V131H164V129L166 128V125ZM174 124H176V123H174ZM22 125H23V123H22ZM115 125L113 126L114 128H117V126L115 127ZM146 125V124H145ZM170 125V124H169ZM169 125H167L168 127L165 129V130H167L168 128H169ZM186 125H188V124H186ZM230 125V124H229ZM231 125H233V124H231ZM230 125V126H231ZM30 128H29V127ZM105 126V125H104ZM103 125H102V128L104 127ZM110 126H112V123L110 124ZM140 126H142V125H140ZM140 126H139V128H140ZM164 126H165V128H164ZM171 126H173L172 124H171ZM170 126V127H171ZM175 126V125H174ZM176 126H179V125H176ZM175 126V127H176ZM101 127V126H100ZM145 127V126H144ZM155 125L153 126V127H151V128H149V129H151L150 131H152V130H155L156 131V129H155ZM158 127V126H157ZM175 127H172L173 129L175 128ZM234 127V126H233ZM55 128V127H54ZM108 128V127H107ZM111 128V127H110ZM129 128V127H128ZM154 128V129H153ZM159 128H162V126L161 127H158V129ZM221 128H223V127H221ZM36 130H38V128H37V126H36V128H35ZM35 129H34V132H35ZM56 129V128H55ZM104 129V128H103ZM135 129V128H134ZM134 129L132 128V129H130V130H127V131H125V132H127V134H128V132H131V133H129V134H132L133 132H134ZM138 128L136 127V130H137ZM170 129V128H169ZM176 129V128H175ZM225 129V128H224ZM228 130H229V128H227ZM140 130H141V128H140ZM160 130V129H159ZM154 131L155 133H157V132H159V133H161V130L160 131ZM199 130V129H198ZM217 130H218V128H217ZM221 130V129H220ZM219 130V131H220ZM114 131V130H113ZM133 131V132H132ZM139 131V130H138ZM137 131V132H138ZM145 131V130H144ZM37 132V131H36ZM54 132V131H53ZM142 132V134L144 133L143 131H141ZM148 132H149V130H148ZM196 132H198V131H196ZM226 132V131H225ZM30 133H32V134H30ZM55 133V132H54ZM124 133V132H123ZM146 133V132H145ZM144 133V134H145ZM151 133V132H150ZM149 133V134H150ZM154 133V134H155ZM166 133V132H165ZM168 133V132H167ZM166 133V134H167ZM127 134H125V135H127ZM135 134V133H134ZM137 134H139L140 135V132H138V133H136V135ZM164 134V132H162V134H160V135H156V137H155V135L154 136H152L153 138H151V137H149V136H151V135H153L152 133L150 134V135H147L148 136V139L150 140V141H152V139H154V138H157V136L159 137V136H162ZM118 136H122V138H124V141L126 140L125 139V137L127 138V136H125L124 135V137H123V135H119V134H117ZM165 135V134H164ZM164 135L162 136V137H159V139H158V142H159V140H161L163 137H164ZM222 135H223V133H222ZM34 136V135H33ZM131 137H133V135H130ZM141 136H143V137H145V135H141ZM146 136V137H147ZM218 136H219V134H218ZM17 137V138H18ZM31 137V136H30ZM117 138V136H114L113 137V140H112V143L114 142V140H116V139H114V138ZM137 137L139 138V140H140V136H138L137 135ZM167 137V136H166ZM174 136H172V138H173ZM223 137V136H222ZM221 137V138H222ZM224 137H226L225 136V134H224ZM6 138V137H5ZM27 138V137H26ZM34 138V137H33ZM83 138V140H84V144L86 143V139H85V137H82ZM122 138H118L120 141L119 142H121V143H125V142H123V139ZM128 138H129V135H128ZM161 138V139H160ZM171 138V137H170ZM219 138V137H218ZM234 138V137H233ZM3 139V138H2ZM20 139V138H19ZM20 139V140H21ZM133 139L135 140L136 139V137H133ZM166 139V138H165ZM168 139H169V135H168ZM168 139L166 140L167 142H168ZM175 139H176V136H175ZM174 138L172 139V140H170V142L171 141H174L175 140ZM178 139V138H177ZM214 139H217V138H214ZM220 139V138H219ZM228 139H230V136L228 137ZM13 140L14 139H12V141H11V143L13 142ZM19 140V141H20ZM164 140V139H163ZM179 141H181L180 143H182V141L183 140H181V139H178ZM178 140H176V141H178ZM225 140V139H224ZM7 142H8V138H7V140H6ZM16 141H17V143H16ZM14 143H16V149L18 148V146H19V151H20V154H21V157L22 156H25L26 154H28L27 152V150H29L31 147H32V149H30L31 151L32 150H34L33 149V147H36V146H32V144L30 143V145L29 144H26V143H28V141H26V140H24V142H19L20 144H18V140H16ZM26 141V142H25ZM118 141V140H117ZM136 141H138L137 139H136ZM150 141L148 142V143H150ZM154 141H156V139H154ZM211 141V140H210ZM231 141V140H230ZM3 142H5L4 140H3ZM6 142V143H7ZM32 142H33V140H32ZM82 142V141H81ZM129 142V141H128ZM128 142H127V144H128ZM141 142H143L142 140H141ZM164 142V141H163ZM222 142V141H221ZM2 143V142H1ZM14 143H12V146H13V144ZM133 143H138V142H134L133 141ZM144 143V142H143ZM152 143V142H151ZM156 143V142H155ZM154 142H153V144H155ZM166 143V142H165ZM176 143V142H175ZM175 143H174V145H172L173 144V142H172V147H174L175 146ZM212 143V142H211ZM8 144V143H7ZM7 144H5V143H2V145H3V147H4V145L7 147V148H9L10 147V144L7 146ZM54 144V143H53ZM115 145H120V143H114ZM129 144L131 145L132 144V142L130 141L129 142ZM139 144V146L138 147H140V143H138ZM157 144V143H156ZM162 143H160V145H161ZM164 144V143H163ZM162 144V145H163ZM168 145L170 144L169 142L167 143ZM166 144V146H168ZM213 144V143H212ZM216 144V143H215ZM214 144V145H215ZM220 143H218V147L219 146H222V144L221 145H219ZM1 145V144H0ZM122 145V144H121ZM152 145V144H151ZM81 146H82V144H81ZM123 147L125 146V144L124 145H122ZM122 146L120 147V150H122L123 151V149H122ZM128 147H129V145H127ZM141 146H142V143H141ZM146 146V145H145ZM182 144H181V146L180 145H178L177 147H180L179 149H181L182 148ZM213 146V145H212ZM211 146V147H212ZM118 147V146H117ZM116 147V149H119V148H117ZM134 147H136V145L134 146ZM133 147V144H132V146L130 147V148H134ZM162 147H165V144H164V146H162ZM170 147V146H169ZM176 146L174 147V151L172 152V154H170L169 153V150H172L171 148L168 150V153L171 155V156H173L174 158L176 157V155H177V153L179 152V151H183V150H179V149H176L177 148ZM186 147H187V145H186ZM186 147L184 146V148L186 149ZM193 147V146H192ZM217 147V148H218ZM224 147V146H223ZM13 148H14V146H13ZM37 148V147H36ZM36 148H35V150H36ZM144 148H147V147H144ZM221 148V147H220ZM228 147H226V149H227ZM11 149H12V147H11ZM79 149H80V144H79ZM136 149H137V147H136ZM135 149V150H136ZM140 149H141V147H140ZM213 149V148H212ZM216 148H215V146H214V149L212 150V151H214ZM223 149V148H222ZM7 151V149L5 148V149H2V151L1 152H4V151ZM73 150V149H72ZM134 150V151H135ZM163 150V149H162ZM161 150V151H162ZM176 150H178V152H176ZM219 150V149H218ZM23 151V152H22ZM131 151V150H130ZM133 151V152H134ZM137 151V150H136ZM146 151V150H145ZM153 151V150H152ZM156 151V150H155ZM158 151V150H157ZM166 152H167V148H166V150H165ZM165 151H163V152H165ZM186 151V150H185ZM189 151V150H188ZM208 151V150H207ZM0 152V156H1V153ZM22 152V153H21ZM33 152V151H32ZM148 152V151H147ZM154 152V151H153ZM175 152V153H174ZM209 152H210V150H209ZM208 152V153H209ZM214 152H216V150L214 151ZM116 153V152H115ZM130 153V152H129ZM135 153V152H134ZM143 153V152H142ZM152 153V152H151ZM156 153V152H155ZM167 153V155H166V153H164L166 156H165V159H166V161H167V163L169 162V163H171L172 161H174V159L172 160L171 158L169 159V161L167 160L169 157L168 156H170L169 154ZM182 153V152H181ZM184 153V152H183ZM186 153V152H185ZM213 153V152H212ZM220 153V152H219ZM14 154V153H13ZM144 154V153H143ZM147 154H149V153H147ZM173 154H175V156L173 155ZM188 154H189V152H188ZM223 154V153H222ZM228 154V153H227ZM9 156V157H6V156ZM17 155H19V154H17ZM17 155H16V153H15V155H14V157H17ZM115 155V154H114ZM131 155V153L129 154V156ZM132 155H135V154H132ZM141 155V154H140ZM139 155V156H140ZM179 155V154H178ZM177 155V157L179 158V156L181 155H179L178 156ZM230 155V157H231V155L232 154H229ZM11 156H13L10 152H7V153H3V157H0V185H3V188H15V187H18V185H19V183H15V181H17V182H19L18 181V179H16L15 180V176L17 175H15V173L11 170V169H9V168H12V169H14V171H15V169H16V171L18 170L17 168H15V163H16V161L17 160H15V158H12ZM150 156H152V155H150ZM158 156V155H157ZM164 156V155H163ZM184 156V155H183ZM188 156H190V154L188 155ZM213 156H214V154H213ZM224 156V155H223ZM222 156V157H223ZM42 157V156H41ZM145 157V156H144ZM147 157V156H146ZM145 157V158H146ZM154 158H155V154H154V156H153ZM159 157V156H158ZM186 157V156H185ZM221 157V156H220ZM225 157H227V156H225ZM224 157V158H225ZM18 158H19V156H18ZM23 158V157H22ZM21 158V159H22ZM37 158V157H36ZM33 159V161H35L36 160V162H38V160L37 159ZM139 158H141V157H139ZM154 158H152V159H154ZM207 158V157H206ZM206 158H205V161H206ZM214 159H215V157H213ZM25 159V161H26V158H23V160ZM77 159H78V157H77ZM132 159V158H131ZM147 159H149V157L147 158ZM150 159H151V157H150ZM149 159V160H150ZM165 159H162V160H165ZM230 158H228V160H229ZM238 159V158H237ZM23 160H21V162H24V163H22V165L24 166L25 164H26V162L25 161H23ZM134 160V159H133ZM139 160V159H138ZM146 160V159H145ZM144 160V161H145ZM147 161L148 162V164H149V162L151 161L152 162V160H150V161ZM161 160V161H162ZM170 160H171V162H170ZM180 161L178 162V164H176L177 162H176V159H175V162H174V165H175V167H174V169H175V171L176 172H181V171H177V169L179 168V167H182L181 166V164L184 166V164L185 163H181L182 161H181V159H179ZM186 160V159H185ZM209 160H212V157L209 159ZM32 161V160H31ZM88 161V160H87ZM166 161H163V163L165 162L166 163ZM187 161H188V158H187ZM220 161V160H219ZM218 161V162H219ZM223 161V160H222ZM21 162L20 163H18L19 165L21 164ZM30 162V161H29ZM146 162V161H145ZM145 162H143L144 164L143 165H145V164H147V162L145 163ZM150 162V163H151ZM207 162V161H206ZM236 162H237V160H236ZM32 163V162H31ZM162 163V164H163ZM168 163V164H169ZM235 163V162H234ZM241 163V162H240ZM28 164V163H27ZM159 164V163H158ZM219 164V163H218ZM217 164V165H218ZM22 165H21V167H22ZM30 164H28V166H29ZM31 165H33L34 167L36 166V165H34V164H31ZM153 165H155V160H154V164ZM186 165H188L187 163L185 164V166ZM189 165H190V163H189ZM27 166V167H28ZM41 166V165H40ZM146 166V165H145ZM144 166V167H145ZM159 166H163V165H159ZM165 166H166V164H165ZM171 166V167H172ZM176 166L178 167V168H176ZM215 166V165H214ZM220 167L222 166V165H219ZM219 166H217L216 168H218ZM26 167V168H27ZM42 167V166H41ZM90 167V166H89ZM153 167V166H152ZM190 167V166H189ZM189 167H188V169H189ZM223 167V166H222ZM19 168V167H18ZM25 168V167H24ZM28 168H30L31 169V167H28ZM36 168V167H35ZM43 168V167H42ZM85 168L87 169V166H85ZM93 168V167H92ZM92 168H90V171H92L91 169ZM97 168H98V166H97ZM168 168V167H167ZM166 168V169H167ZM185 168V167H184ZM183 167H182V169H184ZM223 168H225V167H223ZM20 169V168H19ZM30 169H28V170H30ZM55 169V168H54ZM83 169V168H82ZM89 169V168H88ZM169 169V168H168ZM180 170H181V168H179ZM187 169V170H188ZM220 169V168H219ZM230 169V168H229ZM36 170H38V169H36ZM41 170V168L38 170V171H40ZM43 170V169H42ZM151 170V169H150ZM165 170V169H164ZM187 170H185V172L187 171ZM149 171V170H148ZM159 171V170H158ZM167 172H168V170H166ZM224 171V170H223ZM223 171H221V172H223ZM3 172V173H2ZM24 173H25V171H23ZM42 172V171H41ZM162 171H160V173H161ZM176 172H174V173H176ZM18 173V172H17ZM38 173V172H37ZM43 173H44V171H43ZM45 173H46V171H45ZM44 173V174H45ZM171 173H172V171H171ZM182 173L184 174V172L182 171ZM182 173H180V176H181V174ZM43 174V175H44ZM148 174H150V173H148ZM162 174V173H161ZM176 174H178V173H176ZM175 174V175H176ZM19 175V174H18ZM27 175V174H26ZM29 175V174H28ZM22 175H20L19 177H21ZM25 176V174L22 176V177H24ZM34 176V175H33ZM177 176V175H176ZM178 176H179V174H178ZM177 176V177H178ZM183 176V175H182ZM243 176V175H242ZM22 177H21V179H22ZM45 177H48L47 176V174H46V176ZM158 177V176H157ZM171 177H172V175H171ZM31 178H34V177H31ZM29 179V180H32L33 181V179ZM97 178V177H96ZM179 179H181L180 177H178ZM184 178V177H183ZM187 178V177H186ZM25 179V178H24ZM27 179V178H26ZM52 179H53V177H52ZM99 179V178H98ZM188 179V178H187ZM28 180V179H27ZM43 180V179H42ZM49 180H50V178H49ZM157 180V179H156ZM174 180H177V179H175L174 178ZM173 180V181H174ZM185 180V179H184ZM22 181V180H21ZM25 181V180H24ZM31 181V182H32ZM40 181V180H39ZM170 181H172L171 179H170ZM35 182V181H34ZM179 182V181H178ZM180 182H183V181H180ZM22 183V182H21ZM20 183V184H21ZM50 183V182H49ZM49 183H47L46 185H48ZM174 183V182H173ZM17 186H16V185ZM35 184V186L34 187H36V184L37 183H34ZM179 184V183H178ZM41 185V184H40ZM40 185H38V186H40ZM179 185H181V184H179ZM37 186V187H38ZM43 186H44V184H43ZM177 186V185H176ZM21 187H23V186H21ZM36 187V188H37ZM2 188V189H3ZM20 188V187H19ZM25 188V187H24ZM27 188H28V186H27ZM30 188V187H29ZM35 188V189H36ZM41 188H42V186H41ZM48 188V187H47ZM177 188V187H176ZM2 189H0L1 190V192H0V194H2V192L4 191H2ZM16 189V188H15ZM14 189V190H15ZM22 189V188H21ZM20 189V190H21ZM37 189H39V188H37ZM6 190H9V189H6ZM30 190H32L31 188H30ZM30 190H27V191H30ZM41 190V189H40ZM38 191V192H41V191ZM42 190H43V188H42ZM17 190H15V193H17L16 192ZM26 191V190H25ZM24 191V192H25ZM34 191V190H33ZM12 192V191H11ZM11 192H9V194L11 193ZM21 192V191H20ZM23 192V191H22ZM31 192V191H30ZM49 192V191H48ZM4 193V192H3ZM8 193V192H7ZM26 193V192H25ZM25 193H23V194H25ZM29 193V192H28ZM33 192H31V194H32ZM36 193V192H35ZM34 193V194H35ZM42 193H43V191H42ZM45 193V192H44ZM27 194V193H26ZM30 194V193H29ZM31 194L29 195V196H31ZM53 194V193H52ZM8 194H6V196H7ZM47 195H48V193H47ZM9 196H14V195H9ZM28 196V197H29ZM24 197V196H23ZM42 197H43V195L41 196V199H42ZM2 198V197H1ZM6 198V197H5ZM4 198V199H5ZM14 198H16L15 196H14ZM20 198V197H19ZM26 199H27V195H26V197H25ZM30 198V197H29ZM49 198H50V195H49ZM49 198H48V200H49ZM53 198V197H52ZM4 199H2V200H4ZM17 199V198H16ZM22 199V198H21ZM43 199H44V197H43ZM55 198H53V200H54ZM177 199V198H176ZM6 200H7V198H6ZM12 200V199H11ZM29 200V199H28ZM46 201V200H45ZM6 202V201H5ZM51 202H52V199H51ZM3 202L1 201V203H0V205L2 204ZM11 203V202H10ZM10 203H8V200H7V204H10ZM47 203H48V201H47ZM14 204V203H13ZM13 204H11V205H13ZM4 205H6V204H4ZM3 205V206H4ZM51 205H52V203H51ZM0 207H2V206H0ZM8 207V206H7ZM52 207V206H51ZM50 207V208H51ZM6 208V207H5ZM56 208V207H55ZM2 209V208H1ZM1 209H0V211H1ZM3 211H5V209L3 210L2 209V212ZM11 212V211H10ZM9 212V213H10ZM11 215H13V213L11 214ZM51 215V214H50ZM50 215H48V220L50 219L49 218V216ZM56 216V215H55ZM2 217V214H1V216H0V218ZM8 217H9V215H8ZM7 217V218H8ZM11 217V216H10ZM13 217V216H12ZM47 217V216H46ZM52 217H54V216H52ZM51 217V218H52ZM57 217V216H56ZM56 217H55V219H56ZM45 218V217H44ZM37 219V218H36ZM47 219V218H46ZM59 219V218H58ZM30 220V219H29ZM35 220V219H34ZM45 220V219H44ZM43 220V221H44ZM60 220V219H59ZM5 221H6V219H5ZM26 221V220H25ZM33 221V220H32ZM39 221V220H38ZM42 221V220H41ZM51 221H52V219H51ZM51 221H49L50 222V224H51ZM27 222V221H26ZM35 222H37V221H35ZM45 222H47V221H45ZM44 222V223H45ZM53 222V221H52ZM9 223V222H8ZM29 223H32V222H29ZM41 223V222H40ZM48 223V222H47ZM46 224V223H45ZM49 224V225H50ZM59 224V223H58ZM32 226L34 225V222H33V224H31ZM37 225V224H36ZM39 225V224H38ZM37 225V226H38ZM42 225H44V224H42ZM57 225V224H56ZM55 225V226H56ZM27 226V225H26ZM46 226V225H45ZM45 226H43L45 229H46V227ZM51 226V225H50ZM52 226H53V223H52ZM264 226V225H263ZM14 227V226H13ZM15 227H16V225H15ZM24 227V226H23ZM39 227V226H38ZM41 227V226H40ZM57 227V226H56ZM56 227H55V230H56ZM30 228L32 229V227L30 226ZM36 228V227H35ZM35 228H33L34 230H35ZM44 228L42 229V230H44ZM48 228V227H47ZM25 229V228H24ZM27 229V228H26ZM49 229V228H48ZM12 230V229H11ZM28 230V229H27ZM33 230V231H34ZM255 230V229H254ZM31 231V230H30ZM30 231H28V232H30ZM45 231V230H44ZM255 231H257V230H255ZM25 231H23V233H24ZM27 232V231H26ZM32 232V231H31ZM33 234H34V232H32ZM36 233V232H35ZM39 233H40V231H39ZM46 233V232H45ZM251 233V232H250ZM257 233V232H256ZM26 234V233H25ZM37 234V233H36ZM48 234H49V232H48ZM47 233H46V236L48 235ZM245 234V233H244ZM13 235V234H12ZM259 235H261L260 237H264V236H262V234L260 233ZM36 236V235H35ZM37 236H40L39 234L37 235ZM42 236H44V234H42ZM46 236H44V237H46ZM49 236V237H48ZM47 237L48 238H50L51 237V235H48ZM238 236V235H237ZM250 236V235H249ZM255 236V235H254ZM13 237H15V235L13 236ZM41 237V236H40ZM259 237V238H260ZM53 238V237H52ZM251 239H252V236L250 237ZM23 239V238H22ZM25 239V238H24ZM47 239V238H46ZM250 239V241H252ZM257 239V238H256ZM256 239H254L255 241H256ZM50 240V239H49ZM21 241H23V240H21ZM25 241V240H24ZM258 241H260L259 239H258ZM244 242V241H243ZM246 242V241H245ZM264 242V241H263ZM103 243V242H102ZM110 243V242H109ZM262 243V242H261ZM94 244H96V243H94ZM248 244V243H247ZM258 244V243H257ZM256 244V245H257ZM264 244V243H263ZM262 246H264V245H262ZM92 247H93V245H92ZM92 247H86V248H91L92 249ZM257 247H258V245H257ZM259 247H261L260 245H259ZM258 247V248H259ZM36 248V247H35ZM64 248H66V247H64ZM85 248V247H84ZM251 248V247H250ZM264 247H262V249H263ZM58 249H60L59 247H58ZM57 249V250H58ZM62 249V248H61ZM96 249V248H95ZM262 249H261V252H262ZM0 250H2V249H0ZM4 250V249H3ZM18 250H21L20 248L18 249ZM51 250V249H50ZM99 249H97V251H98ZM234 250V249H233ZM38 251V250H37ZM40 251V253H41V251L42 250H39ZM45 251H48V250H45ZM56 251V250H55ZM54 251V249H52V252H45V254L47 253V254H49V253H53V252H55ZM65 250H63V252H64ZM86 251H87V249H86ZM90 251V250H89ZM104 251V250H103ZM0 252H2L3 253V251H0ZM36 252V251H35ZM58 252H60V251H57V253ZM69 252V251H68ZM84 253H85V251H83ZM260 252V253H261ZM17 253H18V251H17ZM24 253H27L28 255H29V253L28 252H24ZM39 253V254H40ZM56 252H55V254H57ZM61 253V252H60ZM71 253H72V251H71ZM75 253H76V251H75ZM80 253V252H79ZM90 253H91V251H90ZM26 254V256L25 257H27L28 255ZM32 254V253H31ZM38 254V255H39ZM43 254V252L40 254V256ZM46 254V255H47ZM96 254H97V252H96ZM25 255V254H24ZM37 254L35 255V256H38ZM45 255V256H46ZM61 255H63V254H61ZM72 255V254H71ZM70 255V256H71ZM78 255V254H77ZM81 255H83V254H81ZM80 255V256H81ZM91 255H94V254H92L91 253ZM98 255V254H97ZM100 255V254H99ZM98 255V256H99ZM1 256V255H0ZM21 256V255H20ZM30 256H32L33 257V255H30ZM40 256H38L37 257V259L40 257ZM44 256V255H43ZM51 256V255H50ZM54 256V254L52 255V257ZM69 256V255H68ZM79 255H78V260H79V258H81ZM87 256V255H86ZM95 256V255H94ZM97 256V257H98ZM100 256H102V255H100ZM17 257V256H16ZM42 257V256H41ZM48 257V256H47ZM57 258H59V257H61L60 255L59 256H56ZM87 257H90V255L88 254V256ZM96 257V258H97ZM7 258V257H6ZM19 258V255H18V257H17V259ZM29 257H27V259H28ZM31 258V257H30ZM55 258V256L52 258V259H54ZM73 258V257H72ZM92 258V257H91ZM100 258H102V257H100ZM100 258H97V259H100ZM109 258V257H108ZM13 259V260H12ZM12 261H15V259L12 257ZM24 259V258H23ZM26 259V260H27ZM32 259V258H31ZM33 259H35L34 261L36 262L37 261V259L34 257ZM32 259V260H33ZM60 259V258H59ZM65 260L67 259V258H64ZM84 258H82L81 260H79V261H81V263L82 264H85V262H82V260H83ZM86 259H89V258H86ZM92 259H94V257L92 258ZM91 259V260H92ZM103 259V258H102ZM249 259V258H248ZM6 260V259H5ZM10 260V261H11ZM29 260L30 259H28L27 261L29 262ZM39 260H41V259H39ZM54 260H56V261H58L57 259H54ZM65 260H63V262L65 261ZM73 260V259H72ZM76 260V259H75ZM91 260H89V262L88 261H86L87 262V264H90V261ZM264 260V259H263ZM263 260H261V261H263ZM3 261V260H2ZM25 261V260H24ZM27 261H25L26 263H27ZM47 261V262H46ZM51 261H53V260H51V258H50V261H49V259L48 258H46L45 259V257H43V262H46V264L49 262V263H51L52 264V262ZM56 261H53V263H56ZM60 261V260H59ZM66 261H68L69 262V260H66ZM65 261V262H66ZM83 261H85V259L83 260ZM95 260H93L92 262L93 263H95L94 262ZM24 262V263H25ZM32 262V261H31ZM63 263V264H66V263ZM97 262V261H96ZM102 261H100V263H101ZM258 262V261H257ZM256 262V263H257ZM7 263V262H6ZM5 263V264H6ZM12 263V262H11ZM15 263V262H14ZM14 263H12V264H14ZM48 263V264H49ZM58 263V262H57ZM60 263V262H59ZM80 263V264H81ZM92 263V264H93ZM263 263H264V261H263ZM29 264H30V262H29ZM33 264V263H32ZM39 264H41V263H39ZM68 264V263H67ZM69 264H70V262H69ZM71 264H72V262H71ZM258 264H259V262H258ZM261 264V263H260Z\"/></svg>",
  "mask_w": 264,
  "mask_h": 264
},
{
  "label": "rangeland",
  "instance_id": "obj_3",
  "mask_svg": "<svg viewBox=\"0 0 264 264\" xmlns=\"http://www.w3.org/2000/svg\"><path fill=\"white\" fill-rule=\"evenodd\" d=\"M80 1L82 2V3H80ZM104 1H106V2H104ZM101 0L100 2L98 1V0H79L78 2L80 3L79 5H78V8H77V10H76V14H75V18L76 17H78V19L76 20L75 19V22H76V24H75V26L73 27V28H71V30L70 31H68V32H66L67 34H68V39H69V43L68 44H66L65 46H64V48H63V50L65 51L64 52V57L65 58H67V74L69 75V79H68V85L70 86L72 83H78L77 85H76V88L77 89H75V91H72L71 90V88H68V90H69V93H70V95L68 96V99H67V102H65V101H62L61 103H60V106H61V108H63V109H65V107H67V106H73L74 108L76 107V109L77 110H79L80 112V115L81 116H79L80 118H82V117H84L85 115H87V114H91L92 113V111L90 112L89 111V109H92V105H93V100L92 99H94V96H95V90L94 89H97V88H94L93 89V87H91V88H88L87 89V92H85L84 91V89H83V85L85 84L86 85V83H87V81H90L89 82V84L92 82V81H96V77L97 76H103L104 75V73L105 74H110V75H112L111 73H113V74H116V76L117 77H115L114 76V80H116V81H114L112 78L113 77H111L110 79H111V81H113L114 83H115V85L117 84H120L121 85V87L122 86H124L125 84H124V82H120V81H122V78H124L123 80L125 81V83L127 82L126 80L127 79H129L128 77H126V75H124L123 74V72H122V75H121V73H120V70H118V69H120L118 66H116V63L115 64H113V62H111L112 64H111V66L109 65L110 63H108V65L106 64V63H101V62H98V59H99V57H98V54H101V52H99V49H96V47L97 48H99L98 47V45H99V43H100V41H104V39H109V38H111V39H109L108 41H109V43L111 44V45H114V48L115 49H117L118 50V52H119V49L118 48H121V47H118V46H120V45H117V43H116V41L118 42V40H119V42H120V40H121V35H122V31L120 30V28H118V24H119V22L117 23V26L115 25V24H112V23H110L109 22V25H102L104 28L105 27H107V28H105V29H103L102 28V26H100L99 24L101 23V20L103 21V20H105V22H108V21H111L112 19H110L109 20V15H110V12H112L111 10H118V9H120V4H119V2H120V0ZM117 3H116V2ZM119 1V2H118ZM91 2V3H90ZM113 2H115V3H113ZM94 3V4H93ZM96 3V4H95ZM78 4V3H77ZM91 4H93V5H95V8L93 7V5H91ZM109 4V5H108ZM115 4V5H114ZM81 6V7H80ZM100 6L102 7V8H100ZM116 6H118V7H116ZM91 8L92 10H94L95 12L94 13H96V14H98L97 16L94 14V13H92V14H94L95 16H93L94 18H99L100 20H96V19H94V21L92 20L93 18H92V16L90 17V18H92V19H90L89 21H91V22H93V24L90 22L89 23V25H96V23H97V21H99L98 23V25H96L95 27H96V29H95V27H93L94 28V30H93V28L91 27V29L93 30V31H90L91 29H89V33L91 32H93V34L91 35V36H89V34H88V32H85V30H88V29H84V28H86V27H89V25L87 24V23H82V22H84V19H86L85 18V15H84V18H83V15H82V17H79L80 16V14H82V12L84 13V11H86V10H88V9H86V8ZM109 7V9H107ZM113 7V8H112ZM114 7H116V8H114ZM83 9H85L84 11H83ZM90 9V10H91ZM91 10V11H92ZM96 10H98V11H96ZM101 10V11H100ZM103 10V11H102ZM105 10V11H104ZM108 10H110V12H108ZM89 11V10H88ZM100 11V12H99ZM109 13V15L106 17V15H107V12ZM119 11V10H118ZM232 11V12H231ZM106 13V15H105V13ZM87 13V12H86ZM100 13V14H99ZM103 13V14H102ZM113 14H114V16L111 14V17L113 16V17H116L115 16V13H118V12H112ZM85 14V13H84ZM88 14V13H87ZM89 14H90V12H89ZM230 14L232 15H234V17H232V18H234V20L235 21H243V20H241V19H243V17L242 16H238V12H237V10H235V12H234V8L232 9L231 8V10H230ZM229 14V15H230ZM236 14H237V16H236ZM103 15L105 16V18H107V19H105L104 17H103ZM99 16V17H98ZM235 16L238 18H235ZM88 18V17H87ZM102 18V19H101ZM104 18V19H103ZM83 19V20H82ZM78 20H82V22H80V21H78ZM108 20V21H107ZM113 20H114V18H113ZM112 20V21H113ZM89 21H87L86 20V22H89ZM95 22V23H94ZM104 22V21H103ZM102 22V23H103ZM104 24H106V23H104ZM108 24V23H107ZM81 25V26H80ZM88 25V26H87ZM110 25H113V27L112 28H108ZM223 25V24H222ZM221 25V26H222ZM80 26V27H79ZM116 26V27H115ZM224 26H226L227 27V24H224ZM116 29H115V28ZM79 28V29H78ZM100 28L102 29V31H100ZM117 28L120 30H117ZM76 29H78V30H76ZM81 29H82V31H81ZM84 29V30H83ZM109 29V30H108ZM114 29V30H113ZM81 31V33H80V31ZM78 33H80V34H82L81 35V38H82V36H83V33H84V35L85 36H83V37H85V40L84 41H87V42H82L81 40H78V39H81L80 38V34H78ZM106 32V34H105V32ZM110 31V32H109ZM231 31V30H230ZM83 32V33H82ZM96 34H95V33ZM113 32V33H112ZM117 32L118 33H120V34H117ZM229 31H223V34L225 33V34H227ZM103 33V34H102ZM111 33V34H110ZM116 34H117V37H118V35H119V37L117 38L116 37ZM230 34V33H229ZM229 34H227V36H229ZM103 37H102V36ZM105 35V36H104ZM113 35V36H112ZM86 36L87 37H89V40H88V38H86ZM92 36H93V38H92ZM95 36V37H94ZM114 36L116 37V38H114ZM258 36V34H256V36L255 37H257ZM73 37H75V38H77L78 37V39H75V38H73ZM100 37V38H99ZM113 37V38H112ZM226 37V36H225ZM92 38V39H91ZM53 39H56V40H58V37H57V34H53ZM84 38H82V40H83ZM114 40H116L115 41V43H114ZM75 42V44H74V42ZM89 41V42H88ZM98 41V42H97ZM122 41V40H121ZM78 43V44H77ZM86 43V47L84 46V44ZM237 43V42H236ZM88 44V45H87ZM161 44V43H160ZM97 45V46H96ZM238 44H235V46H233L231 49H233L234 50V48L236 47L237 49L238 48H240V47H238L237 46ZM88 46V47H87ZM69 47V48H68ZM73 47V48H72ZM95 47V48H94ZM117 47V48H116ZM162 47V46H161ZM180 47L182 48V49H180ZM196 47V51L197 52H194L193 51V49L195 50V48L193 47L192 49H191V52H192V54H194V53H197V54H194V55H198V54H202V53H204V52H202L200 49H203V48H201V47H199L198 48V46H195ZM261 47H263V46H261ZM261 47H259V48H261ZM71 48V49H70ZM112 48V47H111ZM162 48H164L165 49V47H162ZM162 48H160V50L162 49ZM236 48H235V50H236ZM264 48V47H263ZM164 49H162L161 51H162V53H163V51H164ZM186 50V52H188V50H187V48H184V47H182V46H179V52H181L182 51V53L184 52L183 50ZM116 50V51H117ZM181 50V51H180ZM257 50V49H256ZM260 50H262V48L260 49ZM112 51V50H111ZM115 50H114V58L117 60V58L119 57V53L118 52H116ZM121 51V50H120ZM194 52V53H193ZM148 53H151V52H148ZM118 54V55H117ZM95 55H97V56H95ZM117 55V56H116ZM117 57V58H116ZM112 58V57H111ZM182 64V63H181ZM181 64H179L178 63V65H180V67H182L183 66V64L181 65ZM117 67V69H114V68H111V67ZM162 65H164V68H165V66H168V65H165V63L164 64H162ZM185 65V64H184ZM186 65H188V63L186 64ZM84 66H87V67H89V68H91L93 71H94V75L92 74L93 72L91 71V69H89V68H84ZM108 66H110V67H108ZM164 68H163V70H164ZM187 68V66L186 67H182V71L184 70V69H186ZM81 70V72L82 71H84V73L82 74V76H81V73L80 72H76V71H78V70ZM84 69H86V70H84ZM90 70V71H88V70ZM99 69H101L102 71L104 70V72H101ZM166 70H164L165 72L166 71H168V68H165ZM79 70V71H80ZM96 71H97V73H96ZM86 72H89V73H91V75L92 76H94V77H88V76H90L89 75V73L88 74H86ZM98 74V73H102V74H98V75H96V74ZM77 75V76H76ZM80 75V76H79ZM95 75H96V77H95ZM118 75H119V77H118ZM113 76V75H112ZM122 76H124V77H122ZM163 76H166V74L165 75H163ZM87 79H86V78ZM108 76H105L104 75V81L106 80V78H107ZM122 77V78H121ZM89 78V79H88ZM100 78H102V77H100ZM91 79H92V81H91ZM99 79V78H98ZM103 79H99L98 81H100V82H102V80ZM110 79H107V81H105V84H107L108 85V81H110ZM135 79V78H134ZM133 79V80H134ZM103 81V82H104ZM110 81V82H111ZM118 81V82H117ZM84 82V83H83ZM82 83V84H81ZM95 83V82H94ZM124 85H123V84ZM81 84V85H80ZM88 84V83H87ZM98 84V83H97ZM84 85V86H85ZM91 85H92V83H91ZM95 85V87H97L96 86V84H94ZM93 85V86H94ZM116 85V86H117ZM120 85H118V86H120ZM80 86H81V88H80ZM79 87V88H78ZM88 87V86H87ZM83 89V90H82ZM92 90V91H91ZM93 90L95 91V92H93ZM92 92V94H91V92ZM88 92H90V93H88ZM72 93H74V94H72ZM94 93V94H93ZM122 93H123V91H122ZM72 95V96H71ZM71 96V97H70ZM88 96H90V97H92V99L89 97V98H87ZM123 95H121V100L119 99V98H116V103L118 104L120 101H122V97ZM78 97V98H77ZM82 97H84L83 99L84 100H82ZM77 98V99H76ZM89 99L91 100V102L89 101ZM81 100L82 101H85V100H88V103H87V101H85L84 103H87L88 105H86V104H83L82 102H81ZM77 102V103H76ZM79 102V103H78ZM90 102V103H89ZM80 103H82V105H83V107L81 106V104ZM95 103V102H94ZM79 104H80V106H79ZM78 106V107H77ZM80 107H82V108H86L85 109V111H81V108ZM159 112V111H158ZM58 113H60L61 115H63L64 114V111H59ZM160 113V112H159ZM161 114V113H160ZM163 114L164 115H166V116H164L165 117V119H170L171 118V116H169V113L168 112H166L165 110L163 111ZM84 115V116H83ZM164 119V118H163ZM173 119H175V118H173ZM176 121H177V119H175ZM175 121V123H179V121H180V119L178 120V122H176ZM118 138H122V136L121 137H118ZM117 138V140L118 141H116V144L117 143H120V145L118 144V145H116V146H118L117 148H119V147H121L122 145V141L121 142H119L120 140ZM54 170V169H53ZM57 176H55V175H53V183H52V193H51V198L53 197V198H55L54 200H53V198H52V207H51V214H52V216H58V215H60V214H65L66 212H65V209L64 208H62V206H61V204H60V200H59V191H58V186H57V183H58V181H57ZM56 207V208H55ZM54 217H53V226H52V232H51V252H52V249H54V251L57 253V251H60V252H58L57 254H55V252H53V253H51V260H53V261H56V260H54V259H57L58 261H56V263H53V261H51L52 262V264H63L66 260L64 259V258H66L65 257V255H61V254H63V250H66L67 249V247H70V235H72V227H71V225H74V224H72L71 222H68L67 224L66 223H60V222H54ZM59 223V224H58ZM57 224V225H56ZM57 227H56V226ZM55 227H56V230H55ZM227 235L225 236L226 238L225 239H223L222 240V242H223V244H222V246L223 247H225V248H227L228 249V255H227V257H228V259H234L235 258V252H236V250L237 249H240V251H241V249H242V247H251L252 246V242H253V240L252 241H250V239H241V238H237V234H236V228H235V223H230L229 225H228V229H227ZM74 234V233H73ZM105 235H107L102 229H101V232H100V241H99V250H98V252H97V254L99 255H102V256H98L97 254H94L93 256H91L90 255V257H87V256H85V264H87V262L86 261H88L89 262V260L90 259H92L93 257H94V262L95 263H93L92 262V260L90 261V264H113L115 261H116V258H117V256H115L114 254H113V251H114V241L118 244L119 243V240L118 239H116V240H113V239H110V238H107ZM53 237V238H52ZM68 240V241H67ZM244 241V242H243ZM246 241V242H245ZM85 243V245L89 242H91V239H89L87 236H86V234H85V241H84ZM103 242V243H102ZM110 242V243H109ZM259 242V241H258ZM248 243V244H247ZM58 247L60 248V249H58ZM64 247H66V248H64ZM62 248V249H61ZM58 249V250H57ZM234 249V250H233ZM104 250V251H103ZM65 252V251H64ZM54 254V256H55V258L54 259H52L53 257H52V255ZM61 256V257H59V258H57L56 256ZM3 257H2V264H5L6 262V264H12V263H14L15 261H12L13 259H12V257L15 259V256L14 255H7V254H3L2 255ZM98 256V257H97ZM7 257V258H6ZM92 257V258H91ZM100 258V257H102V258H100V259H97V258ZM109 257V258H108ZM70 257L68 256V259H69ZM86 258H89V260H86ZM6 259V260H5ZM12 259V260H11ZM67 259V260H68ZM11 260V261H10ZM60 260V261H59ZM63 260H65L64 262H63ZM70 260V259H69ZM97 261V262H96ZM100 261H102L101 263H100ZM12 262V263H11ZM58 262V263H57ZM60 262V263H59ZM70 262V261H69ZM69 262L68 261H66L65 263L67 264H69ZM72 262V261H71ZM71 262H70V264H71ZM230 262H232V261H230ZM15 264V263H14ZM51 264V263H50ZM72 264H75V262H73Z\"/></svg>",
  "mask_w": 264,
  "mask_h": 264
}]
</instances>
